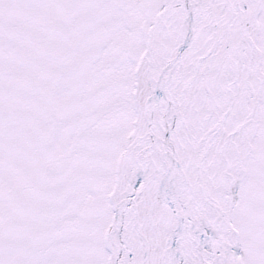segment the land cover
Returning <instances> with one entry per match:
<instances>
[{
	"label": "snow or ice",
	"instance_id": "obj_1",
	"mask_svg": "<svg viewBox=\"0 0 264 264\" xmlns=\"http://www.w3.org/2000/svg\"><path fill=\"white\" fill-rule=\"evenodd\" d=\"M0 264H264V0H0Z\"/></svg>",
	"mask_w": 264,
	"mask_h": 264
}]
</instances>
